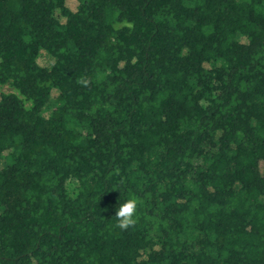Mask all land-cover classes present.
Here are the masks:
<instances>
[{"label": "trees", "instance_id": "1", "mask_svg": "<svg viewBox=\"0 0 264 264\" xmlns=\"http://www.w3.org/2000/svg\"><path fill=\"white\" fill-rule=\"evenodd\" d=\"M69 1L0 0V264H264V0Z\"/></svg>", "mask_w": 264, "mask_h": 264}, {"label": "clouds", "instance_id": "2", "mask_svg": "<svg viewBox=\"0 0 264 264\" xmlns=\"http://www.w3.org/2000/svg\"><path fill=\"white\" fill-rule=\"evenodd\" d=\"M139 201L136 198H129L119 205L115 213L116 227L122 231L134 228L137 224V209Z\"/></svg>", "mask_w": 264, "mask_h": 264}, {"label": "rangeland", "instance_id": "3", "mask_svg": "<svg viewBox=\"0 0 264 264\" xmlns=\"http://www.w3.org/2000/svg\"><path fill=\"white\" fill-rule=\"evenodd\" d=\"M69 4L71 6V8L74 9V4H76V0H73L72 2L69 1ZM41 63L44 64V65H49L51 64V60L44 54L41 58ZM6 89V87L4 88V90ZM9 90V88H8Z\"/></svg>", "mask_w": 264, "mask_h": 264}]
</instances>
